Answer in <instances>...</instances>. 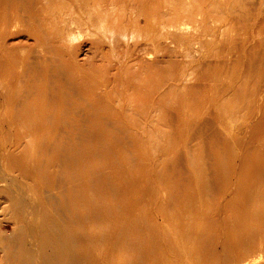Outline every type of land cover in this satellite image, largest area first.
<instances>
[{
    "label": "bare ground",
    "instance_id": "obj_1",
    "mask_svg": "<svg viewBox=\"0 0 264 264\" xmlns=\"http://www.w3.org/2000/svg\"><path fill=\"white\" fill-rule=\"evenodd\" d=\"M201 24L209 25L205 33L191 34ZM192 51L209 60L188 76L166 75L165 64L176 68V58L191 59ZM188 93L190 99L200 96L201 102L189 107L186 139L173 153L176 176L181 175L172 182L177 191L190 187L181 171L184 154L201 153L207 195L218 175L213 166L227 158L224 145L235 162L242 163L245 152L259 160L252 174L256 195L247 194L238 213L224 216L220 232L209 225L213 220L206 214L208 206L200 201L196 204L201 212L164 216L155 230L140 220L121 232L97 233L102 229L97 227L94 235H84L81 215L90 210L95 224L94 198L82 214L73 213L71 223L55 219L58 213L49 206L70 197L74 188L87 187L94 195L100 161L95 149L89 150L90 164H82L88 142L96 148L101 134L143 136L167 120L173 124L175 110ZM229 100L247 104V120L257 125L264 121V0H0V135L11 138L0 144V195L7 196L12 210L21 213L18 220L25 223H16L13 238L2 234L0 264H80L75 252L84 244L83 236L86 244H95L93 264H264V153L225 132L223 107ZM214 117L224 125H217ZM32 137L41 148L30 150L29 159L22 160V139ZM69 149L82 168L62 182L66 187L59 186L62 173L57 175ZM38 151L46 154L39 172L46 173L44 167L53 159L58 163L52 167L53 185L40 179L45 186L36 191L19 183L11 161L19 157L27 177L30 159ZM166 164L170 172V160ZM234 174L236 181L247 182L243 169ZM194 179L199 189L200 180Z\"/></svg>",
    "mask_w": 264,
    "mask_h": 264
},
{
    "label": "rangeland",
    "instance_id": "obj_2",
    "mask_svg": "<svg viewBox=\"0 0 264 264\" xmlns=\"http://www.w3.org/2000/svg\"><path fill=\"white\" fill-rule=\"evenodd\" d=\"M205 27H209V25L206 24L204 26L202 25L201 27L198 26L197 27L199 28L198 31H194L193 28V32L191 31V34L193 35L195 33L204 34ZM204 38L206 40L209 39V37L206 36ZM213 40L217 41L218 39L214 38ZM204 47L207 46L204 45ZM201 53H196L192 51L191 54L193 55V57L188 60H185L183 57L182 58L177 57L176 60L180 61V65L177 66L176 68L171 69L169 64H165V66L167 65L166 75L173 72V73H184L186 76H188V74L195 71V69H197L199 65L209 60V57L207 56L201 57V55L203 54ZM166 59L168 60V57H166ZM190 60L192 61V63ZM200 102H201L200 96L198 98L197 96H195V98L190 99V93H188V96H186L185 98H181L179 102L180 105L179 110L178 111L175 110L174 117L176 116V118L174 119L176 120V122L172 124V123H168L167 120L166 122L163 123V125L159 126L158 128H155V130L151 134H147L143 136L115 134L113 135L114 136L113 138L112 135L101 134L100 137H98L99 139L97 138L94 142V144L99 145L96 148L93 147L90 142H88L89 146L88 144L86 145L87 142L84 141L83 144L87 146L88 151L87 152L84 151V155H85L84 158L87 159L82 164L89 165L91 159H93L92 158L93 155H89V150L94 151L96 149V152L98 151L96 153V155H98L97 159L98 161H100L97 166L98 168L97 170L100 171L97 173L99 175H97V177L94 176L95 180L92 183L93 187H95V189L93 188L94 195L91 196L92 194L90 193L89 188L83 186V188L81 187L74 188L73 191H71L72 195L71 196L69 195L70 197H68L67 195L62 196L63 200L61 203L59 202L56 203L57 201H55L56 204L53 202H47L48 205H50L51 203L54 204L52 205L54 208L52 206H49V208L52 210V212L58 213V215L54 216L55 219H57L58 222H61L60 218L62 220L64 219L69 224L71 223L70 219L73 217L72 216L73 213L82 214L83 210L91 205V201L96 200L97 208H94L95 211L94 210L93 211L95 212V216H97L98 218L96 217V219L94 220L95 224L92 226L93 223L91 218H93V216L91 215L90 210L89 212L86 213L87 216L81 215L83 216L81 218L82 220L81 222L85 223V227L83 229L84 235L87 233L94 235V233L97 232L96 230L97 227L99 229L102 228L97 233L103 234L104 232L106 233L114 232L115 229H116L115 232H119L120 230L128 229L130 224L132 225L136 221L139 222L140 220H142L145 223L144 225H146V228L148 227L155 230L156 228H158V225L163 223L164 216L172 217V215L179 216V215H183V213L193 214L196 211L201 212V209L198 208V205L196 204L198 203V201H200L205 204V207L208 206L209 212L206 214H209V218L213 220L212 222L209 223V225L210 224L212 225L213 229H215V232L216 231L217 233L220 232L221 228L225 226L223 222L224 216H229L230 213L233 212L238 213L243 197H247L248 195L250 196L256 195V194L254 195V193L256 192L255 191L256 186H254L252 183L256 181V175H252V174L256 172L255 167L259 165V160H256V158L251 154H249L248 156L247 154L248 152H245L244 161H242V163L235 162L233 158V153L230 151V148H228V146L225 147L224 145L223 149L224 148L226 149V156H227V158L224 159L225 164L223 162H218L215 163V165L213 166L215 172L217 170L218 175H216V177L213 180L214 181V183L212 184L213 192L210 191L209 194L207 195L206 182H205L206 174L203 169V164L201 163V153L194 152V153L184 154L183 155L184 162L181 168V171H183L184 173L182 172L181 173L182 176L184 177L182 178L186 180L187 184L188 183L190 184V187L189 190L178 189L177 191V189H175V186L172 185V182L174 181L173 179L177 175L176 171L174 170L175 166L173 165L175 164V162L172 159L173 153H175V150L177 149L178 145L181 146L183 145V142L186 139L185 135L187 133L186 131L188 127L187 122L190 120V114L188 113L189 107L191 105L197 107ZM246 105L247 104L243 102H237L236 100L234 101L229 100V102H227V104L224 105L223 109L226 114L225 118L227 119L224 121L226 123L225 132H227L228 134H234V135L236 134L238 137H241L243 140L245 139L246 144H248L250 147L255 146L254 148L256 149L258 148L257 149L258 151L260 150L261 153H264V121H262L260 124L257 125L254 122L247 120L245 113L248 107ZM240 109H245L243 110L244 111L243 114H239V115L233 114L235 111H239ZM214 118H215V122L218 125L220 123L219 122L220 120H218V117H214ZM221 124L222 123H220V126L224 125ZM245 124L248 126L247 129ZM240 126L241 127L243 126L242 127L243 129L239 133L238 127ZM183 130L185 132L184 134H181V131ZM171 132L174 133V135ZM10 139L11 138H8L7 140L6 136L0 135V144L1 145L4 144L2 142H9ZM26 139L25 138L22 139V148L20 149L23 152V154L20 155V158H22V160H24L25 158L29 159L28 154L30 153V150L34 149L35 151H37L40 150L41 148V146L37 144L39 141L37 140L36 137L28 138L30 140H26ZM86 139L89 140V138ZM29 141L32 142L29 144L28 143ZM98 143H101V145ZM218 146L219 145H216V147ZM218 150L219 149H217V151L216 149L213 150L214 157L217 156ZM39 152L40 151L35 152L37 157L33 155L32 158L30 159L33 160L32 161L33 166L28 168V171H26L27 177L22 175V172L20 170L21 164L18 163L21 161H19L20 159L18 155H17L18 160L14 159L11 161V167H13L12 169L14 171V175L15 176L18 175L19 183L21 184L25 183L24 185L26 186L29 185L33 186L36 191H38L39 187H41L42 185L45 186L44 183L41 182V180L44 181L46 179L45 182L47 183L48 186L53 185L54 177H55L53 171L55 169H53L52 167L55 168L56 167L55 164L58 163L57 161H55V159H53V161L49 162L47 168L44 167V171L46 169L45 171L46 173L39 172L40 171V170L38 171V165L40 164L39 162L46 155L45 153H39ZM70 153L72 154V156ZM66 155L67 156L70 155L71 159H66L67 156L66 158L62 159L63 163L65 164L62 165L63 163H61L62 166L60 165L61 166L60 170H62V172L58 173L57 175L59 176L62 173L61 175L62 177L61 176L59 177H61V179L63 180L61 181L60 179H57L58 182L57 184L59 186L65 185L62 182L65 180H69V178L72 175L71 174L72 171L74 172V170H76L75 172H77L76 168L78 166L82 168L81 166L82 164H79L75 160L76 155L74 150L69 149V153H66ZM249 157L251 160L252 159L253 160L251 161L250 159H248ZM168 160H170V166L172 167V170L170 172H168V168L166 164ZM262 163H264V161ZM68 164L70 167L67 166ZM57 167L59 168V166ZM223 167L224 169H222ZM242 169H243L244 177L247 178V182L236 181L235 176L237 177V174L234 173H236L237 170L240 171ZM63 171L66 172L64 173ZM38 173L41 175L39 176ZM43 175L46 177H44ZM243 175L241 174L240 177L242 178ZM195 177H198V179L200 180L199 189L194 185ZM238 179H239V175H238ZM96 180H98V182ZM33 181L36 183H33ZM66 186L67 184L65 185V187ZM109 186L110 188L112 187L111 190ZM176 187L178 186L176 185ZM239 188L241 189L240 192H238ZM168 189L170 193H168ZM181 191L182 193L180 194ZM249 191L252 192L250 193ZM5 197H7L5 194H2V196L0 195V231H2L0 232V239H2L3 237L5 238L6 236L7 238H11V236L13 238L17 234V232H15V228L17 227L16 223L17 222L21 223V220H18L19 217L21 216V213L14 212V210H12V208L10 207L9 203L6 201ZM59 199H61V197ZM232 202L234 204H232ZM228 203L232 204V207L229 208L230 211L223 212L224 206ZM170 206L171 209L169 208ZM56 207L57 209L59 208V210H57ZM190 207H192L193 209V211L191 210V212H189L188 210V208ZM196 207L197 209L195 210ZM169 210L172 212L170 213ZM54 213L53 215H55ZM68 215L70 218L67 217ZM143 217L145 220L143 219ZM15 219L17 221H15ZM63 223L64 222L62 221L61 224ZM21 224H25V223L23 222ZM91 227H94L93 232L89 233L90 230L89 228ZM179 227H183V226L180 225ZM1 228L3 229L1 230ZM216 228H220V229H216ZM11 233L13 235H11ZM80 240L81 242H84V244L79 245L78 249L76 250L75 261L76 262L80 261L79 262L80 264L83 263L93 264L94 257H92V255L94 253L93 249L95 247V244H86L85 236H83V238ZM85 255L87 256V258H85L86 257ZM2 258H3V253L0 251V263H4L2 261Z\"/></svg>",
    "mask_w": 264,
    "mask_h": 264
}]
</instances>
